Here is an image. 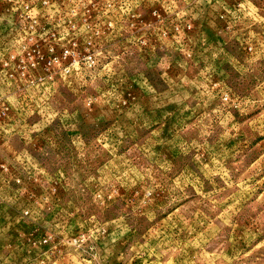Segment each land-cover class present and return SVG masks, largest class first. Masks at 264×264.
Returning <instances> with one entry per match:
<instances>
[{"label":"clouds","instance_id":"1","mask_svg":"<svg viewBox=\"0 0 264 264\" xmlns=\"http://www.w3.org/2000/svg\"><path fill=\"white\" fill-rule=\"evenodd\" d=\"M257 121L264 0H0V264H264Z\"/></svg>","mask_w":264,"mask_h":264},{"label":"rangeland","instance_id":"2","mask_svg":"<svg viewBox=\"0 0 264 264\" xmlns=\"http://www.w3.org/2000/svg\"><path fill=\"white\" fill-rule=\"evenodd\" d=\"M93 11L95 12V10ZM211 35L212 33L209 31V36ZM259 115L260 114L258 112H253L248 117V119L251 120L254 117H258ZM237 119L239 120L238 114H237ZM259 125H260V121H257L255 128L249 125L245 131L241 132L239 136V142H240L239 150L242 155L247 154L248 160L252 162H255V160L259 158V155H264V135H261L260 132L257 130L259 128ZM236 143L237 141L233 140L232 142H230L229 147H232ZM134 264H140V261L137 260L134 262Z\"/></svg>","mask_w":264,"mask_h":264}]
</instances>
